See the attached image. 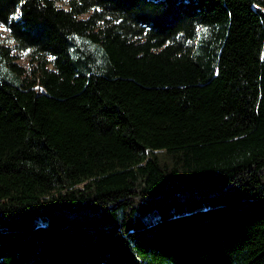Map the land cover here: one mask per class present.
I'll return each instance as SVG.
<instances>
[{"label":"trees","instance_id":"16d2710c","mask_svg":"<svg viewBox=\"0 0 264 264\" xmlns=\"http://www.w3.org/2000/svg\"><path fill=\"white\" fill-rule=\"evenodd\" d=\"M0 23V264H264V0H0Z\"/></svg>","mask_w":264,"mask_h":264},{"label":"rangeland","instance_id":"374dc122","mask_svg":"<svg viewBox=\"0 0 264 264\" xmlns=\"http://www.w3.org/2000/svg\"><path fill=\"white\" fill-rule=\"evenodd\" d=\"M58 4L61 5V3ZM87 16L88 14L83 15L84 18ZM13 45L14 43L10 40V34L8 29L5 27V25L0 23V47L12 48ZM11 55H15L17 57L15 59V62L24 69L22 77L27 80L33 79L34 75L32 73V69L35 63L32 61L29 52L13 49ZM36 88L39 87L37 86Z\"/></svg>","mask_w":264,"mask_h":264}]
</instances>
